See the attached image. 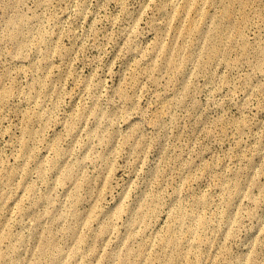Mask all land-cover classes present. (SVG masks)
Segmentation results:
<instances>
[{
    "label": "rangeland",
    "instance_id": "obj_1",
    "mask_svg": "<svg viewBox=\"0 0 264 264\" xmlns=\"http://www.w3.org/2000/svg\"><path fill=\"white\" fill-rule=\"evenodd\" d=\"M0 264H264V0H0Z\"/></svg>",
    "mask_w": 264,
    "mask_h": 264
}]
</instances>
